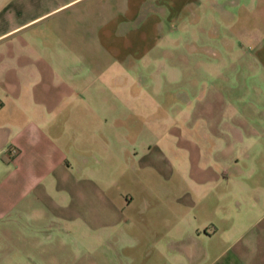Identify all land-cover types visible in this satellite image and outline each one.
I'll return each mask as SVG.
<instances>
[{
    "label": "crops",
    "instance_id": "1",
    "mask_svg": "<svg viewBox=\"0 0 264 264\" xmlns=\"http://www.w3.org/2000/svg\"><path fill=\"white\" fill-rule=\"evenodd\" d=\"M233 30L253 32L220 37ZM248 41L264 77V0H0V264H264V118L232 138L213 116L222 143L205 166L193 152L184 198L115 203L114 166L81 143L89 125L114 127L116 72L149 77L189 58L171 53L183 44L206 61L228 46L224 62L235 44L247 60Z\"/></svg>",
    "mask_w": 264,
    "mask_h": 264
},
{
    "label": "rangeland",
    "instance_id": "2",
    "mask_svg": "<svg viewBox=\"0 0 264 264\" xmlns=\"http://www.w3.org/2000/svg\"><path fill=\"white\" fill-rule=\"evenodd\" d=\"M219 32L220 37L231 36L230 40H234L241 33L253 31ZM192 34L191 38L200 39L199 31ZM231 45L226 62L216 54L226 55L228 46H215L219 51L213 52L214 60L206 61L205 57L199 58L208 53L206 46L183 44L177 51L173 47L171 53L189 58L174 55L177 57L174 60L153 62L143 69L149 71V77L144 78L141 72L140 76L114 74V127L100 126L97 131L99 126L89 125L81 143L85 144L82 151L90 164L114 166L115 203L127 196L140 202L145 198L172 197L180 188L183 198L186 197L194 183L193 152L200 150L202 157L198 164L205 166L206 151L215 150L222 143L212 139L211 118L223 117L225 125L221 128H229L232 138L236 137L242 119L252 122L264 118V92H257L259 86L264 88V77L255 74L258 67L249 59L254 46L249 41L244 46L248 56L245 60L240 56L243 47ZM228 67L229 77H217ZM159 70L166 71L159 74ZM174 70L179 74L177 79ZM239 70L244 73L239 75ZM211 86L223 92L224 99L217 90L211 95ZM213 97L215 108L210 104ZM228 101L230 106L223 109ZM93 154L97 155V161ZM120 219L123 224L128 221L126 214Z\"/></svg>",
    "mask_w": 264,
    "mask_h": 264
},
{
    "label": "built area",
    "instance_id": "3",
    "mask_svg": "<svg viewBox=\"0 0 264 264\" xmlns=\"http://www.w3.org/2000/svg\"><path fill=\"white\" fill-rule=\"evenodd\" d=\"M14 152H15V153H17V152H18V150H17V149H15V150H14Z\"/></svg>",
    "mask_w": 264,
    "mask_h": 264
}]
</instances>
